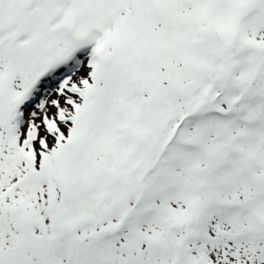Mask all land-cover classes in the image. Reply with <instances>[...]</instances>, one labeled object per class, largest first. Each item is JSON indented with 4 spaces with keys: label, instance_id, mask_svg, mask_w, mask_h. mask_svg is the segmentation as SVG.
Here are the masks:
<instances>
[{
    "label": "bare ground",
    "instance_id": "1",
    "mask_svg": "<svg viewBox=\"0 0 264 264\" xmlns=\"http://www.w3.org/2000/svg\"><path fill=\"white\" fill-rule=\"evenodd\" d=\"M4 8L6 13H0V264H176L177 259L189 264L185 237L178 233L169 205L186 201L190 189L199 186L200 155L181 153L183 176L177 190L169 189L166 178L159 177L157 196L162 207L142 211L145 163L153 157L157 160L153 155L160 151L161 133H167L159 116H145L150 105L160 106L155 100L161 95L159 89L144 105L145 94L132 77L133 72L141 75L147 70L151 77L159 69L149 48L151 40L132 30L129 47L114 46L107 52L96 31L77 33L69 42L65 39L62 7L53 30L49 14L36 11L35 0H6ZM123 20L127 21L124 16L115 19L114 29L125 44L128 23L117 22ZM233 43L230 38L229 54ZM191 53L194 56L195 51L188 49L186 57ZM199 59L190 62L201 80ZM229 61L223 58L220 67L224 69ZM47 76L48 84L40 88ZM37 87L35 100L23 107ZM236 88L230 86L229 100ZM188 89L181 94L182 112L190 117L198 115L199 107L189 100ZM231 172L232 179L245 180L241 168ZM255 183L260 190L249 188L244 198L256 195L258 199L248 206L258 201L264 209V183ZM22 196L27 197V205L13 207L12 202ZM136 208L138 213L131 216ZM94 227L98 231L90 239ZM251 231L246 234L264 238L263 228ZM241 248L245 253L255 251L248 245ZM260 248L264 253V242Z\"/></svg>",
    "mask_w": 264,
    "mask_h": 264
},
{
    "label": "rangeland",
    "instance_id": "2",
    "mask_svg": "<svg viewBox=\"0 0 264 264\" xmlns=\"http://www.w3.org/2000/svg\"><path fill=\"white\" fill-rule=\"evenodd\" d=\"M5 4L6 0H0V13H6ZM59 7L62 33L68 42L77 33L96 31L109 52L114 46L129 47L132 30L151 40L149 48L156 54L159 69L155 68L151 77L149 70L141 75L131 73L145 94L144 105L154 97V89H159L161 95L155 100L160 106L150 105L145 116H159L167 133H161L160 151L153 155L157 154V160L152 161L153 157L145 163L142 211L150 213L162 207L157 196L159 177L166 178L169 189L176 191L183 176L181 153H197L202 158L197 166L199 186L190 189L186 201L169 205L171 219L185 237L189 264H264L260 248L264 238L256 240L246 234L250 228L264 229V209L258 201L248 206L250 200L258 199L256 195L244 198L249 188L260 190L255 180L264 183V0H35L36 11L49 14L52 30ZM122 16L127 21L117 22L128 23L125 44L114 29L115 19ZM230 38L234 50L229 54ZM188 49L195 51L194 56L186 57ZM198 57L204 73L201 80L190 62ZM223 58H230L224 69L220 67ZM49 79L44 78L40 88ZM232 85L239 88L229 100L226 95ZM187 86L189 100L199 107L198 115L190 117L182 112L181 94ZM37 91L38 87L23 107L31 105ZM239 168L244 181L232 179L231 169ZM27 203V197L22 196L12 206ZM137 213L136 208L131 216ZM144 227L141 223L139 230ZM97 231L94 227L86 232L91 236ZM243 245L255 251L245 253ZM176 264H182L180 259Z\"/></svg>",
    "mask_w": 264,
    "mask_h": 264
}]
</instances>
